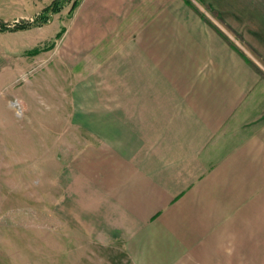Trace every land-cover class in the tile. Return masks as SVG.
Masks as SVG:
<instances>
[{"label":"crops","instance_id":"0c3cea01","mask_svg":"<svg viewBox=\"0 0 264 264\" xmlns=\"http://www.w3.org/2000/svg\"><path fill=\"white\" fill-rule=\"evenodd\" d=\"M52 1L0 0V21L40 17ZM206 1L77 0L63 26L73 49H118L119 64L139 65L135 79L183 85L109 88L119 102L86 121L102 132L89 136L90 203L77 201L72 224L102 208V221L87 211L86 229L125 257L104 264H264V41ZM243 1L264 16V0Z\"/></svg>","mask_w":264,"mask_h":264},{"label":"rangeland","instance_id":"374dc122","mask_svg":"<svg viewBox=\"0 0 264 264\" xmlns=\"http://www.w3.org/2000/svg\"><path fill=\"white\" fill-rule=\"evenodd\" d=\"M196 1L200 3L194 6L206 7L201 3L206 0ZM74 2L69 0L41 28L0 30V70L9 71L8 84L0 86V264H104L125 258L117 245L101 248L102 242L86 229L87 211L99 216L102 208L85 207L83 226L72 224L79 214L77 201L90 203L89 136L91 130L96 135L102 132L96 124L87 128L86 121L102 119V106L109 98L119 102V97L105 95L109 88H134L140 83L157 88L183 86L178 80L135 79L139 65L119 64L118 49L71 48L70 31L63 30L71 24ZM206 2L218 9L222 21L264 41V16L258 10L248 15L256 2ZM18 22L4 23L14 27ZM98 51L105 53L95 58L93 53ZM74 121L81 126L72 127ZM71 133L76 135L73 145ZM101 140L95 136L96 143ZM98 177L101 188L102 174ZM98 218L95 221H102L101 215Z\"/></svg>","mask_w":264,"mask_h":264},{"label":"trees","instance_id":"16d2710c","mask_svg":"<svg viewBox=\"0 0 264 264\" xmlns=\"http://www.w3.org/2000/svg\"><path fill=\"white\" fill-rule=\"evenodd\" d=\"M69 0H53L46 8H45V14L42 16H37L36 19H34L33 22L26 21L24 23H16V26L14 27H8L7 24L4 22L0 24V30L1 31H8V30H15V29H22V28H28L31 26H37L42 25L44 23H47L50 21L51 14L59 11L61 7L63 6L64 2H67ZM77 0L72 5V8L76 6ZM1 22V21H0Z\"/></svg>","mask_w":264,"mask_h":264}]
</instances>
